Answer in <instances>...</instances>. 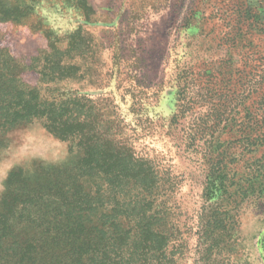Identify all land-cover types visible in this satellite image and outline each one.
Here are the masks:
<instances>
[{"label": "rangeland", "instance_id": "obj_1", "mask_svg": "<svg viewBox=\"0 0 264 264\" xmlns=\"http://www.w3.org/2000/svg\"><path fill=\"white\" fill-rule=\"evenodd\" d=\"M23 4L33 14L30 22L0 26L4 45L17 58L29 63L47 49L46 29L61 36L80 30L92 70L71 87L112 94L130 122L136 120L129 111L134 100L148 106L146 117L165 123L178 117L167 135L157 127L134 145L177 179V212L186 234L191 232L186 264H194L196 243L197 264H264V191L245 202L229 247L222 245L211 260H200L192 234L203 204L208 152L221 153L241 173L257 171L264 184V0ZM36 78L27 75L31 83ZM112 116L108 109L106 117ZM77 157L38 123L10 130L0 146V204L12 171L31 177L40 168L71 166Z\"/></svg>", "mask_w": 264, "mask_h": 264}, {"label": "trees", "instance_id": "obj_2", "mask_svg": "<svg viewBox=\"0 0 264 264\" xmlns=\"http://www.w3.org/2000/svg\"><path fill=\"white\" fill-rule=\"evenodd\" d=\"M32 18L23 0H0V26ZM45 31L48 47L29 63L0 36V146L10 130L38 123L78 157L31 177L21 169L10 173L0 204V264H186L191 232L177 212V179L134 145L157 127L167 135L178 117L168 123L146 117L148 106L134 100L130 122L112 94L71 87L92 70L81 31ZM30 73L37 76L33 83ZM206 159L203 204L192 230L203 262L229 247L243 205L264 191L257 171L234 170L215 150Z\"/></svg>", "mask_w": 264, "mask_h": 264}]
</instances>
